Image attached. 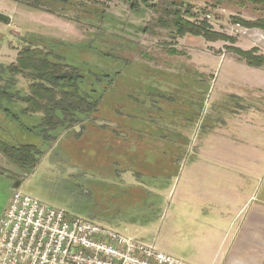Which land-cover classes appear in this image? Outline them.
I'll return each instance as SVG.
<instances>
[{
  "label": "rangeland",
  "instance_id": "obj_1",
  "mask_svg": "<svg viewBox=\"0 0 264 264\" xmlns=\"http://www.w3.org/2000/svg\"><path fill=\"white\" fill-rule=\"evenodd\" d=\"M69 1V6L54 5L55 14H51L30 10L15 0H0V67L14 64L27 45L39 44L49 51L41 42L47 40L55 46L49 49L61 53L64 64L79 67L92 84L95 74L120 73L119 90L106 94L99 110L104 118L89 117L74 128L52 131L43 129L40 115L23 114V104L0 98V139L45 151L31 174L14 173L17 190L64 210L69 217L155 244L177 259L208 264L223 235L251 215L255 198H264V69L237 61L229 49H255L264 57V31L233 24L234 19L264 18V12L215 0H172L183 10L189 8L199 21L206 20L214 32L235 39L231 45L192 36L173 41L168 30L155 26L159 15L142 0L136 10L127 0ZM146 1L148 6L162 8L168 0ZM59 43L63 45L58 48ZM170 45L184 56H168L165 51ZM98 83L99 88L103 81ZM4 85L0 81V87ZM160 88L173 92L166 96L169 106ZM18 90L28 93V82L21 77L6 91L15 94ZM115 100L124 101L126 135L132 138L157 134L156 123L159 128L168 124L170 132L172 127L183 131L188 154L179 163L180 169L203 147L212 153L220 146L228 155L203 157L198 167L188 165L176 182L174 172L162 177L167 171L156 157L146 162L126 157L125 162L132 163L121 164L117 161L124 150L106 148L105 143L109 135H125L115 132L108 122L115 119L109 111ZM151 106L163 109L162 115L151 113ZM239 109L246 113H238L241 120L236 119V125L232 119L238 117L235 111ZM160 116L163 119L157 121ZM219 127L226 128L220 134L225 139L217 138ZM255 154L258 168L250 173V158ZM11 182L14 187V177ZM144 189L151 194L144 195ZM249 198L253 199L237 214ZM188 251L195 257L187 259L184 253Z\"/></svg>",
  "mask_w": 264,
  "mask_h": 264
},
{
  "label": "trees",
  "instance_id": "obj_2",
  "mask_svg": "<svg viewBox=\"0 0 264 264\" xmlns=\"http://www.w3.org/2000/svg\"><path fill=\"white\" fill-rule=\"evenodd\" d=\"M19 4L34 11L47 12L55 14L52 7L57 4L64 6L70 4L69 0H15ZM94 3L101 4L103 0H90ZM130 2V8L136 10L138 8V0H127ZM143 4L149 7L159 17L155 22V26L168 30L170 37L174 41L177 38L185 36L200 37L207 42L223 41L235 44V39L220 33L214 32L206 20H198V16L191 13L189 8L183 10V6L176 1H165V7L157 5L148 6L146 0H142ZM217 4L227 3L233 4L240 8L253 6L258 12H264V0H215ZM103 15L98 17L101 20ZM233 24L246 29H259L264 31V18H258L255 21H245L242 19H234ZM143 32H150L149 29H144ZM34 39L35 36H30ZM46 44L49 51H46L39 44H31L22 48L16 58V62L8 67H0V81H4V86L0 87V98H7L10 101L18 102L24 105L23 114L25 115H41V126L43 129L52 131L64 128H74L81 125L83 122L92 117L94 119L104 118L100 115V106L105 99L106 94L112 90L117 92L116 79L120 78V73L115 72L107 75H94V84L83 71L75 66L63 63V57L60 55L61 49H58L60 54L54 48L49 49V45L55 47L47 40H41ZM56 45L58 48L63 43ZM118 47L113 48V51ZM237 61L244 63L246 66L255 69H264V57L258 55L255 49L243 51L238 48L229 47ZM56 52V53H55ZM166 54L170 57L184 56V53L171 47L166 49ZM143 58L148 59L145 55ZM123 61L127 66L128 63ZM152 60V59H151ZM155 75L159 72L151 71ZM159 74H162L161 72ZM164 74V73H163ZM197 75V74H195ZM6 76V77H5ZM200 76V75H199ZM5 77V78H4ZM21 77L28 82V93L20 90L15 94L7 93V87L14 84L15 78ZM101 87L95 86L96 83ZM198 83V82H197ZM164 84H161L163 86ZM6 88V89H5ZM160 93L166 98L169 93L160 88ZM169 97L166 98L165 105L169 106ZM115 100L113 103V117L117 128V133L120 130H125V124L122 119L126 118L124 101ZM133 104V103H132ZM137 104L135 101L134 106ZM154 107V108H153ZM156 106H151V113L154 115H162L163 109ZM158 111V112H157ZM163 119L161 116L157 121ZM157 134L145 135L146 138H132L131 144L136 147L138 154L131 155L135 162L140 160L146 162L148 157H156V161L161 163L166 169V173H161L162 177L167 176V173H178L180 162L184 158L183 150L187 148V141L182 135H173L169 133L170 127L167 124L166 128H159L156 123ZM142 134L143 131L141 130ZM122 133V132H121ZM141 134V133H140ZM169 134V135H168ZM126 135V133H125ZM182 150L179 153L178 150ZM44 150L41 147L32 145L13 146L0 139V153L4 158L17 167L18 171L25 175L33 172L39 163V159L44 156ZM148 152V153H147ZM177 152V155H175ZM149 154L150 156H147ZM136 156V157H135ZM129 163H132L129 160ZM133 166V165H131ZM173 167L175 169H173ZM132 169V168H130ZM160 174V175H161ZM174 174V175H175ZM137 188V187H136ZM151 194L144 189V195Z\"/></svg>",
  "mask_w": 264,
  "mask_h": 264
},
{
  "label": "built area",
  "instance_id": "obj_3",
  "mask_svg": "<svg viewBox=\"0 0 264 264\" xmlns=\"http://www.w3.org/2000/svg\"><path fill=\"white\" fill-rule=\"evenodd\" d=\"M0 264L189 263L17 190L0 217Z\"/></svg>",
  "mask_w": 264,
  "mask_h": 264
},
{
  "label": "crops",
  "instance_id": "obj_4",
  "mask_svg": "<svg viewBox=\"0 0 264 264\" xmlns=\"http://www.w3.org/2000/svg\"><path fill=\"white\" fill-rule=\"evenodd\" d=\"M239 98V97H237ZM240 99V98H239ZM111 113H113V109H109ZM246 113V111L239 109V111H235L237 113V118L233 117L232 122L236 125L237 123L236 119L241 120V116L238 115V113ZM36 116V115H34ZM41 117V115H40ZM126 118L122 119V123L125 124L126 129L120 130L123 134L129 132L126 125L128 123L125 121ZM110 124H112V127H114V130H119L116 126L114 120L108 121ZM247 126V125H245ZM111 127V128H112ZM237 127V126H235ZM233 128V127H232ZM240 129H242V126H240ZM226 128H218V134L217 138L224 137V135H220L221 133L225 134ZM171 135H184L183 131L180 129L176 131L174 127L171 128ZM187 135H190L186 133ZM204 135H209L207 133H204ZM134 136V135H133ZM211 136H207L206 140L210 141ZM134 138V137H133ZM223 139V140H224ZM132 135H109V138L105 140L106 148L110 147L111 149H117L120 151H123L120 155L121 158L118 159L117 162L121 161V164L129 162H125L126 157H130L131 155L138 154L139 151L136 147L132 146L131 144ZM222 140V138H221ZM220 143V142H218ZM219 145V144H218ZM218 149L216 151H213L211 153V149H207L206 147H203L201 149H198L195 151V158H193L190 161H187L185 166H183L182 169L179 168L178 173L175 174L174 182L177 181L178 177L180 178L183 174L184 170L191 166L198 167L199 163L203 161V157L208 155H214V156H222L226 157L228 155V151L226 149L220 148V146L217 147ZM132 149H136L138 151L132 153ZM184 157L186 154H188V148L184 151ZM175 155H177V152H175ZM219 156V157H220ZM184 158L182 159V161ZM219 161V160H218ZM224 161V160H223ZM10 165V166H9ZM12 166V168H11ZM248 169V166L245 167ZM249 172L252 173L255 172L258 168V160L255 158L252 160V157L250 158L249 163ZM255 171H254V170ZM18 169L13 164L8 162L4 156L0 153V179L6 180V182L0 181V217L5 211V209L8 206V202L12 196V194L17 190V175H14V173H17ZM131 172V171H130ZM14 177L15 179V185L12 187L11 178ZM253 198H249L238 210L237 214H239L241 211L244 210L245 206L247 205V202L249 200H252ZM256 206L253 208V211L251 215L248 218H245L240 222V225H238L236 228L231 230V232H226L223 235V238L221 242L218 244L216 250H215V256L211 258L210 262L208 264H264V198L261 200L258 198H255ZM155 248L159 250L156 245L154 244ZM161 252H164L166 254H170L169 251L165 250H159ZM172 256V255H171ZM184 256L187 257V259H192L195 257L193 255L192 251H188L187 253H184ZM186 261V260H185ZM189 264H192V262L186 261Z\"/></svg>",
  "mask_w": 264,
  "mask_h": 264
}]
</instances>
